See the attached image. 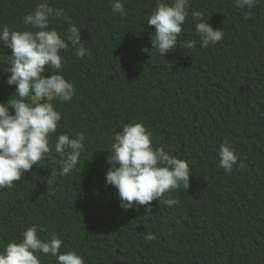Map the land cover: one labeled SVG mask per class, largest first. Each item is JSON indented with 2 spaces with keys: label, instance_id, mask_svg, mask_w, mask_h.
Returning a JSON list of instances; mask_svg holds the SVG:
<instances>
[{
  "label": "trees",
  "instance_id": "trees-1",
  "mask_svg": "<svg viewBox=\"0 0 264 264\" xmlns=\"http://www.w3.org/2000/svg\"><path fill=\"white\" fill-rule=\"evenodd\" d=\"M39 2L0 0V29L30 28L22 18ZM122 2L124 16L109 0H49L59 12L49 28L64 38L75 24L90 55L80 58L70 45L60 70L46 66L44 74L59 71L75 95L52 101L62 118L50 153L0 190V251L35 225L39 236H58L60 251H75L86 264H264V0L251 9L235 0H190L178 48L165 57L152 48L147 24L157 0ZM194 10L222 29L220 42L201 46ZM188 42L194 47H184ZM10 54L0 44V63ZM7 75L0 72V102L10 104L16 86ZM136 122L152 133L154 147L192 170L188 190L165 193L176 205L161 199L125 211L106 184L113 137ZM78 133L85 137L78 166L61 175L54 144ZM225 139L239 156L231 172L218 156ZM149 233L154 240L145 239ZM38 255L41 264H57Z\"/></svg>",
  "mask_w": 264,
  "mask_h": 264
},
{
  "label": "clouds",
  "instance_id": "clouds-1",
  "mask_svg": "<svg viewBox=\"0 0 264 264\" xmlns=\"http://www.w3.org/2000/svg\"><path fill=\"white\" fill-rule=\"evenodd\" d=\"M112 11L126 15L122 0H109ZM259 0H235L237 7L253 8ZM190 0H157V7L147 19L154 27L152 48L165 57L169 50L177 49L178 37L189 16ZM59 15L49 0H40L35 9L22 18L23 24L31 26L22 31L11 30L8 25L0 29V44L11 49V54L0 64V72L7 73L8 85H15L16 98L9 104L0 102V190L12 188L33 165H38L51 151V134L55 133L61 113L53 100L68 102L75 95L71 81L57 71L45 75L46 66L60 70L63 64L62 50L72 48L83 58L90 52L82 44L81 28L70 24L68 34L62 38L54 28H49L50 17ZM195 32L202 47L215 45L223 39L221 28H214L203 19V13L192 11ZM249 17L244 16L247 20ZM35 29V30H33ZM184 47H194L188 42ZM84 135L75 138L68 134L58 136L54 150L62 158L61 175L70 174L79 163L84 150ZM107 162L111 165L106 173V184L117 189L123 210L150 208L154 200L168 206L179 202L165 198V193L189 188L192 170L188 162L170 155L163 147H154L152 133L140 123L125 124L113 137ZM220 166L231 172L239 159L231 141L225 139L220 145ZM146 240H154L151 233ZM62 239L53 235L50 239L38 235L33 225L22 232V239L11 240L0 251V264H41L38 254L56 257L57 264H86L83 256L75 251L61 252Z\"/></svg>",
  "mask_w": 264,
  "mask_h": 264
}]
</instances>
